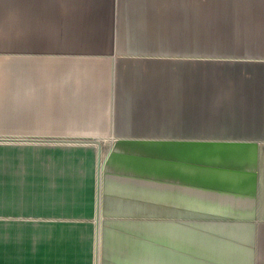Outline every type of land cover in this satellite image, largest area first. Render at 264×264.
<instances>
[{
	"label": "crops",
	"instance_id": "crops-1",
	"mask_svg": "<svg viewBox=\"0 0 264 264\" xmlns=\"http://www.w3.org/2000/svg\"><path fill=\"white\" fill-rule=\"evenodd\" d=\"M6 137L118 141L98 199L45 194L28 226L0 142V264H264V0H0ZM154 151V178L124 162Z\"/></svg>",
	"mask_w": 264,
	"mask_h": 264
},
{
	"label": "rangeland",
	"instance_id": "rangeland-1",
	"mask_svg": "<svg viewBox=\"0 0 264 264\" xmlns=\"http://www.w3.org/2000/svg\"><path fill=\"white\" fill-rule=\"evenodd\" d=\"M54 116H52L53 118ZM22 118L23 115H22ZM36 133L37 135H48L61 130V123L45 122L43 108H37L36 113ZM25 125L22 123V131ZM67 126V124H65ZM27 128V127H26ZM25 133V132H24ZM27 134V133H26ZM117 139H103V173L106 163L109 160ZM3 146H16L21 152V187L22 202L21 215L22 226H28L30 211L43 210L44 203L38 202L39 197L45 194H75L87 193L96 195L97 189V152L95 146L87 144H68V143H9ZM125 163L139 165L141 174H150L153 178L156 175V152L146 154L139 152L135 155H126ZM76 169V173L85 175L81 179H70L60 177L64 172L69 173V169ZM60 170V171H59ZM145 171V172H144ZM145 179L143 180L144 183ZM153 185V184H152ZM155 185V183H154ZM86 186V187H85ZM125 190H128L125 188ZM131 193H155V186L143 189V185L132 186Z\"/></svg>",
	"mask_w": 264,
	"mask_h": 264
},
{
	"label": "water",
	"instance_id": "water-1",
	"mask_svg": "<svg viewBox=\"0 0 264 264\" xmlns=\"http://www.w3.org/2000/svg\"><path fill=\"white\" fill-rule=\"evenodd\" d=\"M0 142H31V143H68V144H88L94 143L98 145L97 161L100 168L102 164L103 155V143L100 138H41V137H31V138H0ZM98 170V169H97ZM100 197V193H99ZM99 204V203H98Z\"/></svg>",
	"mask_w": 264,
	"mask_h": 264
},
{
	"label": "bare ground",
	"instance_id": "bare-ground-1",
	"mask_svg": "<svg viewBox=\"0 0 264 264\" xmlns=\"http://www.w3.org/2000/svg\"><path fill=\"white\" fill-rule=\"evenodd\" d=\"M88 144H91L92 146H95L96 152H98V145L97 144H94V143H88ZM97 164H98V161H97ZM97 169H98V172H99V166L98 165H97ZM100 170H101L100 174H98V185H97V195H96L97 199L99 198V193L101 195V190H102L103 163L101 164ZM98 203H99V201H98Z\"/></svg>",
	"mask_w": 264,
	"mask_h": 264
}]
</instances>
